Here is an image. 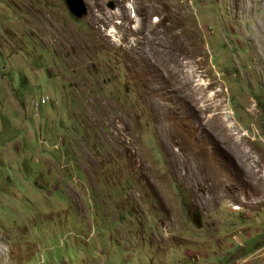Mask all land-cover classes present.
I'll list each match as a JSON object with an SVG mask.
<instances>
[{"label": "rangeland", "instance_id": "374dc122", "mask_svg": "<svg viewBox=\"0 0 264 264\" xmlns=\"http://www.w3.org/2000/svg\"><path fill=\"white\" fill-rule=\"evenodd\" d=\"M85 2L0 0V264H264V0Z\"/></svg>", "mask_w": 264, "mask_h": 264}, {"label": "water", "instance_id": "95a60500", "mask_svg": "<svg viewBox=\"0 0 264 264\" xmlns=\"http://www.w3.org/2000/svg\"><path fill=\"white\" fill-rule=\"evenodd\" d=\"M66 5L68 6L70 12L76 17H82L88 13V6L85 0H65ZM110 7L114 8L115 4L111 3ZM198 227H202V222L199 220L195 221Z\"/></svg>", "mask_w": 264, "mask_h": 264}, {"label": "bare ground", "instance_id": "6f19581e", "mask_svg": "<svg viewBox=\"0 0 264 264\" xmlns=\"http://www.w3.org/2000/svg\"><path fill=\"white\" fill-rule=\"evenodd\" d=\"M187 72V77H186V79H187V81L189 82V81H192V74H191V72H189V71H186ZM190 83V82H189ZM188 83V84H189ZM198 89H195V88H192V94L193 95H195V94H197V91ZM210 106L208 105V104H206V105H204V108L205 109H208ZM208 124L210 125V121H208ZM219 134H222L221 133V129L219 128V130L216 132V135H219ZM263 175H264V173H263Z\"/></svg>", "mask_w": 264, "mask_h": 264}, {"label": "clouds", "instance_id": "9594fccd", "mask_svg": "<svg viewBox=\"0 0 264 264\" xmlns=\"http://www.w3.org/2000/svg\"><path fill=\"white\" fill-rule=\"evenodd\" d=\"M76 17V16H75ZM83 17V16H82ZM78 18V17H77ZM79 18H81V17H79ZM49 98H50V96L49 95H43L42 97H41V101H40V103L41 104H43V103H46L48 100H49ZM36 106H40L37 102H36ZM57 147V146H56ZM74 182H77L78 180H73Z\"/></svg>", "mask_w": 264, "mask_h": 264}, {"label": "flooded vegetation", "instance_id": "af4514ba", "mask_svg": "<svg viewBox=\"0 0 264 264\" xmlns=\"http://www.w3.org/2000/svg\"><path fill=\"white\" fill-rule=\"evenodd\" d=\"M197 217H200V215L198 214V216H197ZM198 219H199V218H198ZM198 219H197V220H198Z\"/></svg>", "mask_w": 264, "mask_h": 264}]
</instances>
